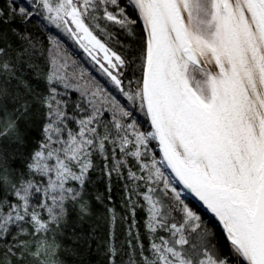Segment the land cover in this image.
<instances>
[{"label": "snow or ice", "instance_id": "6c2138e0", "mask_svg": "<svg viewBox=\"0 0 264 264\" xmlns=\"http://www.w3.org/2000/svg\"><path fill=\"white\" fill-rule=\"evenodd\" d=\"M40 16L83 50L122 99L86 79L84 71L68 74L70 57L62 41L49 37V91L41 100L46 123L43 139L27 158V174L9 170L0 146V187L16 198L13 203L0 197V239L17 226L18 233L36 238L18 241L22 258L55 257L59 245L47 234L66 218V203L81 198L99 155L109 181L115 175L131 182L128 264H264V0H13L7 14L0 9L6 25ZM9 33L30 48L35 44L17 28L0 29V139L23 146L26 133L18 121L30 103L13 95L9 84L15 79L31 90L17 76L29 49L21 48L13 60ZM57 84L85 99L87 107L75 105L80 115L70 113ZM9 98L19 102L11 113ZM138 113L150 122V131L142 128ZM185 190L222 228L228 251L216 243V225L185 202ZM133 191L146 202L147 231L153 237L169 233L150 239L149 255L135 227L139 205ZM80 210L85 213L86 205ZM109 212L114 241L117 214ZM109 252L115 264L114 243ZM7 253L15 255L12 247ZM0 264L11 262L5 258Z\"/></svg>", "mask_w": 264, "mask_h": 264}, {"label": "trees", "instance_id": "16d2710c", "mask_svg": "<svg viewBox=\"0 0 264 264\" xmlns=\"http://www.w3.org/2000/svg\"><path fill=\"white\" fill-rule=\"evenodd\" d=\"M24 0H15L16 4L23 3ZM13 3V0H0V9H3L5 13H8L9 5ZM131 16L135 19L136 13L130 11ZM107 24L108 22H103ZM17 28L20 32L30 35L35 48H30L26 41L18 40L15 36L9 33V41L12 43L13 49L9 53V56L15 60L16 52L21 48H28V53L23 57V61L20 63V68L17 71V76H22L23 80L27 84L28 91L24 85H18L17 80L13 79L9 84V90L13 95L21 94L24 99L30 103V108L26 116L18 121V124L22 131L26 133L25 143L23 146L12 143L7 139H0V146H2L8 156L9 170L15 173L27 174V158L38 147L39 142L43 139V126L46 123L45 112L46 109L41 103L43 96H46L49 91V85L46 77L51 69V49L49 37L58 36L62 41L64 50H67L66 55L70 57L69 67L67 69L68 74L73 72L79 73L84 71L85 78H94L101 85L108 88L109 91L117 95L118 99H122L114 86L108 80L106 76L99 70V67L95 65L91 59H83L80 54L83 52L79 46L69 39L64 33L59 32L55 27L49 24L42 16L34 18L30 23H21L17 18L12 24L6 25L0 23V29L7 31L9 28ZM110 28L112 26H109ZM136 30L142 34V22L138 21ZM121 40L127 39V37L121 35ZM71 61H75L72 64ZM90 74V77H89ZM125 76L129 74L125 72ZM140 72L137 71V76L134 79H138ZM60 97L67 100L69 105V111L71 114L80 115L79 110L75 107L77 104L84 105L85 99L80 95L78 91L73 89H64L62 85L57 84ZM70 93V95H66ZM8 112L11 113L14 108L19 107V102H14L11 98L7 101ZM0 115H3L0 113ZM110 114L102 119L107 120ZM138 120L144 130H151L150 122L144 116L143 113H138ZM76 127L75 125H70ZM154 151L157 154V158L160 157L157 143L152 142ZM94 164L99 165L95 170H90L89 180L85 183L84 189L81 194V198L76 202L66 203L67 216L61 223L59 229L49 232L48 238L54 239L55 243L59 245L56 251L55 257L49 255H42L39 258L27 255L21 257L18 248V241L27 240L32 242L35 237L20 234L17 231V226H13L11 234L0 239V260L10 261L11 264H40L41 261L51 262L56 261V264H110V252L109 246L114 243L117 254L115 258V264H128L129 259V244L128 240L131 237L128 235V227L132 222V217L129 214V201L127 199V193L131 187V182L127 179H117L115 175L111 181L105 176L103 172V159L99 155L93 157ZM167 174V173H166ZM168 175V174H167ZM75 186V185H73ZM180 187V186H179ZM162 188V185H161ZM10 189L7 186L0 187V197L7 196V199L13 203L16 202V198L10 195ZM139 191H144L141 187ZM132 198L137 200L138 205L136 208V229L139 231V240L144 245V254L149 255V241L150 239L163 236L169 238V233L166 231H158L155 237L150 234L145 228V222L147 220V205L142 197L132 193ZM110 197V199H109ZM185 202L197 210L206 220H211L216 225L215 231L217 232L216 243L222 246L225 251L229 250V243L226 241L222 228L217 224L215 219L203 208L197 201L191 197L185 195ZM35 202V198H33ZM85 204L87 211L81 213L80 205ZM109 209H114L117 214V221L115 226L114 241L110 239L111 227V213ZM46 216L47 214L44 213ZM173 222H180V215L178 212L172 214ZM120 217L126 219L121 220ZM23 227L28 228L29 232L32 231V225L25 223ZM190 238L195 236V233H187ZM157 242L159 240L157 239ZM136 246V241L133 240L132 247ZM9 247L13 248L15 255L7 253ZM187 247V246H185ZM34 250V247L33 249ZM139 261V254L134 257Z\"/></svg>", "mask_w": 264, "mask_h": 264}, {"label": "rangeland", "instance_id": "374dc122", "mask_svg": "<svg viewBox=\"0 0 264 264\" xmlns=\"http://www.w3.org/2000/svg\"><path fill=\"white\" fill-rule=\"evenodd\" d=\"M56 29V28H55ZM57 31H59V32H61L59 29H56ZM63 33V32H62ZM70 39V38H69ZM66 53H67V50L65 51ZM84 58L83 59H86V57H87V55L84 53V52H81L80 53ZM51 57H52V55H51ZM87 59H89L88 57H87ZM166 173L169 175V176H171V173L169 172V170H166Z\"/></svg>", "mask_w": 264, "mask_h": 264}, {"label": "water", "instance_id": "95a60500", "mask_svg": "<svg viewBox=\"0 0 264 264\" xmlns=\"http://www.w3.org/2000/svg\"><path fill=\"white\" fill-rule=\"evenodd\" d=\"M158 146V145H157ZM158 150H159V147H158ZM160 152V151H159ZM161 154V153H160ZM162 155V154H161ZM169 172L171 173V171L169 170ZM180 187H182V185H179ZM185 195H187V196H189V197H191L192 199H194L195 201H197L201 206H202V204L196 199V198H194L191 194H189L188 192H187V190H185ZM203 207V206H202ZM204 208V207H203Z\"/></svg>", "mask_w": 264, "mask_h": 264}, {"label": "bare ground", "instance_id": "6f19581e", "mask_svg": "<svg viewBox=\"0 0 264 264\" xmlns=\"http://www.w3.org/2000/svg\"><path fill=\"white\" fill-rule=\"evenodd\" d=\"M172 175V174H171Z\"/></svg>", "mask_w": 264, "mask_h": 264}]
</instances>
